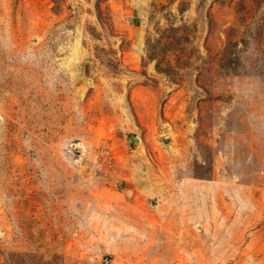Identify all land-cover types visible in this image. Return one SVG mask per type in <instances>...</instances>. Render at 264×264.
Wrapping results in <instances>:
<instances>
[{
  "label": "rangeland",
  "instance_id": "374dc122",
  "mask_svg": "<svg viewBox=\"0 0 264 264\" xmlns=\"http://www.w3.org/2000/svg\"><path fill=\"white\" fill-rule=\"evenodd\" d=\"M0 264H264V0H0Z\"/></svg>",
  "mask_w": 264,
  "mask_h": 264
},
{
  "label": "water",
  "instance_id": "95a60500",
  "mask_svg": "<svg viewBox=\"0 0 264 264\" xmlns=\"http://www.w3.org/2000/svg\"><path fill=\"white\" fill-rule=\"evenodd\" d=\"M130 140H133L134 142H136V143H138L140 140L136 137V136H134V135H132V136H130ZM165 142L166 143H169L170 142V138H167L166 140H165Z\"/></svg>",
  "mask_w": 264,
  "mask_h": 264
},
{
  "label": "bare ground",
  "instance_id": "6f19581e",
  "mask_svg": "<svg viewBox=\"0 0 264 264\" xmlns=\"http://www.w3.org/2000/svg\"><path fill=\"white\" fill-rule=\"evenodd\" d=\"M146 3V2H145Z\"/></svg>",
  "mask_w": 264,
  "mask_h": 264
}]
</instances>
